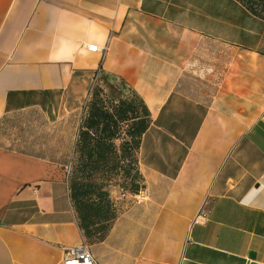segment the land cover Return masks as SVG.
Returning <instances> with one entry per match:
<instances>
[{"label": "crops", "instance_id": "obj_1", "mask_svg": "<svg viewBox=\"0 0 264 264\" xmlns=\"http://www.w3.org/2000/svg\"><path fill=\"white\" fill-rule=\"evenodd\" d=\"M263 46L264 19L239 0H0V128L85 112L92 86L139 97L151 198L111 187L96 264H264ZM9 145L0 130V264H62L86 238L68 181Z\"/></svg>", "mask_w": 264, "mask_h": 264}, {"label": "rangeland", "instance_id": "obj_2", "mask_svg": "<svg viewBox=\"0 0 264 264\" xmlns=\"http://www.w3.org/2000/svg\"><path fill=\"white\" fill-rule=\"evenodd\" d=\"M97 89L98 87L95 88V93ZM101 96L107 98V94L102 91ZM123 98L128 102H134L142 114L144 113L139 97L130 94ZM107 99L106 101L99 99L98 102L104 106L107 105L109 109L111 107L114 109L112 99ZM120 99H113V101L118 103ZM83 114L84 112L77 113L75 116H65L59 122L51 123L42 111L27 112L12 118V121L7 122L8 125L0 130L9 139L10 147L23 145L21 148L27 152L39 153L56 163L59 174L68 181L69 188L75 184L82 189L84 193L80 195L82 209L92 212L95 218H98L96 215H105L109 210L104 192L110 189L112 194V186H117L125 192L134 185H140L142 172L134 143L126 144L124 140L125 137H129L127 130L133 125L132 119L120 123V135L114 139L115 153L109 155L107 161H101L99 169H93L92 165L95 162L82 155L83 145L79 141L80 128L84 124L81 120ZM132 115L133 112H130V116ZM98 131L97 127L92 128V135L95 137L99 134ZM95 143V139H92L91 147L96 146ZM90 206L94 207L93 211H90ZM101 224L102 222L92 226L91 233L87 236L91 239L98 237V228Z\"/></svg>", "mask_w": 264, "mask_h": 264}, {"label": "trees", "instance_id": "obj_3", "mask_svg": "<svg viewBox=\"0 0 264 264\" xmlns=\"http://www.w3.org/2000/svg\"><path fill=\"white\" fill-rule=\"evenodd\" d=\"M244 6L247 7L253 14L264 19V0H239ZM96 88V87H95ZM95 88L93 91V97L91 98L90 104L82 117V123L80 128V140L83 145V153L82 155L86 157L88 160H92L95 164L92 165L93 169L97 170L100 167L101 161H107L110 157L109 155L115 153V138L120 135L119 127L120 123L124 121H128L129 119L133 120V125L128 128L127 132H129V137H125V143L130 144L134 143V149L138 150L141 135L143 132L149 127V109L143 103L142 108H144V113L139 110V107L136 106L134 102H128L125 98H121L118 103L116 101L112 102L114 109L111 107L104 106L99 103L98 100L106 101L107 98L101 96V88L97 89V94L95 93ZM104 93V92H103ZM97 96V98H95ZM111 99V98H109ZM130 112H133V115L130 116ZM97 127L99 129V134L95 137L92 135V128ZM92 139H95L96 146H92ZM133 149V150H134ZM140 188V185H134L133 188L126 189L130 192H136ZM71 189V197L73 200V204L76 207L78 213V220H80V225L83 229V232L88 241H95L97 239L103 238L107 231L109 230L112 222L116 214L118 213V207L115 201L112 198L110 193V189L105 193L107 196V204H109V210L105 215H96L98 218H95V214L92 212H87L82 209L80 195L84 194L82 189L72 184L70 186ZM79 204V205H78ZM91 207V206H90ZM96 208V207H95ZM98 209V208H97ZM94 207L90 208V211H93ZM105 221V222H103ZM101 226L98 228L99 236L95 239H91L87 234L91 233L92 226L101 223Z\"/></svg>", "mask_w": 264, "mask_h": 264}, {"label": "built area", "instance_id": "obj_4", "mask_svg": "<svg viewBox=\"0 0 264 264\" xmlns=\"http://www.w3.org/2000/svg\"><path fill=\"white\" fill-rule=\"evenodd\" d=\"M89 48L94 51L101 50L102 48L96 43L88 44ZM95 86H92L89 91V98L93 97V91ZM134 200L138 203L147 201L151 198V188L147 184L143 183L140 185V188L136 192H130ZM208 218V209L201 208L200 211L196 214L194 221L196 223H202ZM62 264H96L95 258L90 252L89 242L87 238L84 237L83 241L77 246H72L65 249V255L63 258Z\"/></svg>", "mask_w": 264, "mask_h": 264}, {"label": "water", "instance_id": "obj_5", "mask_svg": "<svg viewBox=\"0 0 264 264\" xmlns=\"http://www.w3.org/2000/svg\"><path fill=\"white\" fill-rule=\"evenodd\" d=\"M251 258H255L256 256V253L253 251L251 254H250ZM253 264H258L257 262H254Z\"/></svg>", "mask_w": 264, "mask_h": 264}]
</instances>
